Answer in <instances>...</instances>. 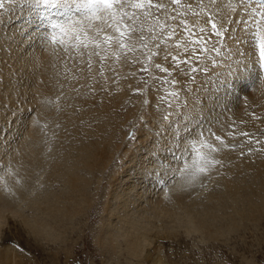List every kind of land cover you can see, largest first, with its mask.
<instances>
[{
    "label": "rangeland",
    "instance_id": "374dc122",
    "mask_svg": "<svg viewBox=\"0 0 264 264\" xmlns=\"http://www.w3.org/2000/svg\"><path fill=\"white\" fill-rule=\"evenodd\" d=\"M64 3L70 6L61 12L60 5L50 8L41 0H0V190L12 191V186L19 183L16 165L24 164L25 160L31 174L28 178H20V184L28 185L27 198L16 199L17 203L24 217L34 219L36 215L44 217L40 221L49 223V227L45 226L44 232L36 236L22 224V217L15 218L6 213L8 222L0 225V251L11 246L15 258H18L17 264H154L155 259H162L163 264H264V212L256 214L253 220L250 213L252 209L255 213L259 210L256 192L260 181L250 179L252 172H243L239 176L238 169V162L245 158L259 155L263 159L264 128L257 132L247 131V137L241 136L243 130L239 127L243 125L238 121L233 130L227 134L222 132L220 128L225 127L220 116L228 111L232 102L241 98V92L238 87L230 94L219 92L223 87L227 91L226 83L219 85L213 80L215 72L200 71L206 54L199 51L200 45L188 49L194 53L188 65L181 64L177 68L170 57L165 59L172 38H178L181 44H187L195 36L209 42L212 30L205 31V34L199 29L191 36L186 34L182 41L180 34L171 29L170 21L177 18L174 15L177 4L173 0H151L154 6L146 3L143 8L133 7L137 0H121V4L113 9L118 10L115 20L107 13L103 19L90 18L85 10L76 7L75 0H64ZM64 3L61 6L67 5ZM45 15L53 21L61 20L69 28L68 37L61 34L53 38L54 48L47 58L54 74L46 87L40 80L33 82L32 69L26 66L30 59H26L27 55L36 53V50L39 52L42 47L34 40L35 32L42 37V33H47L53 25L51 22L47 23L48 28L45 26ZM40 17L45 31H34ZM117 22L128 26L129 35L123 41L136 51L120 49L121 37L114 27L108 26ZM52 30L49 37L44 35L43 41H49ZM168 32L173 33L171 39H165ZM104 35L115 39L105 45ZM97 42L101 44L100 49L95 48ZM97 51L100 56L94 54ZM152 52L156 55L149 59ZM183 53L184 56L186 53ZM258 55L253 67L260 83ZM101 56L106 57L102 63ZM180 57V60L185 59ZM145 66L147 71H141ZM191 66L196 68L195 72L189 71ZM94 70L99 76L97 82L90 77ZM197 71L202 83L205 82L202 92L207 97L211 95L209 91L218 92L211 95L213 104L201 107L205 113L201 109L202 115L197 112L198 115L193 117L188 111V117L184 113V99H180L186 94L198 93H193L195 87L191 84ZM80 73L84 74L83 84L77 82ZM183 79L186 82L177 89V81ZM238 81H243L246 87L247 83L257 85L245 78H238ZM173 92L177 95L172 96ZM196 97L198 94L192 96ZM201 99L198 100L202 103ZM111 100L109 110L103 111L105 103L109 105ZM173 103H177L174 108ZM141 132L145 133L147 140L143 145ZM217 136L229 147H224ZM96 143L108 144L110 161H106L104 169L89 173L83 169L88 167L84 164L86 152H89L86 150L89 144ZM131 151L135 160L127 159ZM74 175L82 181L77 189L84 192V199H90L89 205L84 203L83 213L65 219L63 211L45 212L44 209L52 206L51 202L56 204L58 196L64 199L66 195H72V204L76 198L83 199L78 194L73 195L71 190ZM118 175L123 177L119 182L122 188L127 189L128 183L132 189L133 185L135 187L128 195L127 206L116 213L123 215L130 210L136 224H141L142 219V223L151 229L145 250L138 257L129 254L122 231L114 232L111 238L102 237L104 243L100 241L115 224L114 219H108L106 208ZM225 179L235 180L234 185L241 187L239 193L247 199L227 190ZM247 187L253 190L245 189ZM46 196L50 198L47 204L35 207L36 210L30 208L34 200ZM153 197L166 198L163 202L172 200L176 206L174 218L168 219L159 212L158 218L148 222L144 211L151 208L148 204ZM63 201H66H61L64 205ZM112 203L115 205V199H111ZM187 211H193L195 216L208 213L209 228L217 231L208 229L210 233L207 230L186 235ZM236 212H241L245 218H237ZM246 215L251 218L247 219ZM167 225L177 231L172 234ZM232 225L237 227L229 229Z\"/></svg>",
    "mask_w": 264,
    "mask_h": 264
},
{
    "label": "bare ground",
    "instance_id": "6f19581e",
    "mask_svg": "<svg viewBox=\"0 0 264 264\" xmlns=\"http://www.w3.org/2000/svg\"><path fill=\"white\" fill-rule=\"evenodd\" d=\"M64 4H67V3H64ZM68 6H70V5L69 4L63 5V6L60 5L59 9L62 12V11H65L64 7L67 8ZM175 14L177 15V18L172 19L170 21V24H172L171 29H173L174 33L180 34L181 40H182V38L185 39L184 37H186V34L189 35V32H191L192 33L191 35H193V34H196L199 29L200 30L203 29V32H205V31L208 32V30H212L210 28L211 27L210 24L208 23L209 16H211V18L217 23L218 29L221 32V35L219 37H216L213 35L211 37V41L206 42L205 47L207 48V51L205 52L206 53L205 57H204L203 61L201 62L200 71L202 70L203 72H207V73L215 72V78L213 80L219 82V85L221 82H224V84L226 83L225 86L227 87L226 88L227 91L226 90L224 91V87L221 86V88L223 87L222 90L224 92L220 91V90H219V92H222L224 94L225 93L230 94L233 91V89H235V87H238V89H240L241 98L238 101H236V103H235V101L232 102L230 104V108L227 109L228 111H225V113L223 112L222 115L219 114V115H221L220 118L223 122L222 125L225 127V128H220V129H222V132L227 134V132L230 129L236 127L234 124L238 123V121H240V123H242L243 127H239V126H237V127L241 128L243 130V132H245V131L246 132L247 131H249V132L250 131H252V132L261 131V128L262 129L264 128V58H261L260 54L258 55V65H257L259 73H260L261 78L263 80V81L261 80L260 83H258L259 77L255 78V77H257V71H255V67H253V66L256 65V59L255 58H256V54L259 53L256 42L261 35H264V0H180V3L177 4V6L175 7L174 15ZM40 22H41V17L39 20V25H37L35 28H33L34 31L35 30L39 31V32L45 31V30H43L44 24H40ZM44 22L46 23L45 24L46 27H47V23L52 22L53 25L51 26V28L53 30L50 28L47 33H44V34L42 33V37H40L38 32L37 33L35 32L34 40L36 42H38L42 47L39 48V52H38V50H36V53L31 54V55H27L26 59H29V58L30 59H29V62L26 63V66L28 67V69H30V67L32 69L33 73L30 75H32V77L34 78L33 82H37V80H40L42 82V85H45V87H46L48 82L51 80V78L54 74L53 73L54 69H52L48 66V58H47L48 56L49 57L51 56L52 48H54V46L52 45L53 44L52 41L55 39H53V38L57 37L58 35L61 36V34H64V36L68 37L69 36L68 29L69 28L67 25H64V23L61 20L60 21H53L52 19H49V17L47 15H45ZM185 24L187 25V31L185 30ZM38 26H40V27H38ZM47 28H45V29L47 30ZM24 29H26V27ZM28 29H29V27H28ZM51 30H52L53 36H51V38H49V41H46V40L43 41L44 35H46V37H49V33ZM56 32L59 34H57ZM209 33H210V31H209ZM205 34H206V32H205ZM205 34H203V35H205ZM191 35H189V36H191ZM28 37H30V35ZM207 37H208V35H207ZM209 37H210V35H209ZM197 38H199V36H195V37L191 38V40L197 39ZM204 38H206V37H204ZM169 43H170V45L168 44V46H167L168 48L166 50L167 53H171L172 55H176L178 57L181 56L180 58H182V59L185 58V59H192L193 60V58H192V57H194L193 50L188 51V49L191 47L195 48V46H197V48L199 47V45H193L190 42H188L187 44H185V43L181 44L179 42V39L176 37L172 38ZM177 44L180 45L179 48L176 47ZM185 49H187V51H188L187 53H186ZM189 50H191V49H189ZM183 51L186 53L184 56H183V54H184ZM44 57L46 58V60ZM170 59H171V57H170ZM59 61H61V60H59ZM168 62H169V60H168ZM119 66H120V64H119ZM252 67H253V71H252ZM121 68L119 67L120 71H122ZM183 68H185V67H183ZM84 70H86V69H84ZM196 73H198V71ZM96 74H97V71L94 70L91 72L90 77L97 82L99 76ZM204 74H206V73H204ZM83 75H84L83 73H80V76H79L80 81H77L79 84L80 83L83 84V79H85ZM87 75H85V77H87ZM197 75L195 73L193 74V81L191 84L195 87V91H193V93L198 92L197 93L198 98L197 97L195 99L192 98L193 95H197V94H193L192 96H191V94H186V95L184 94L185 95L184 98L180 99V101L184 99L183 101L185 102L184 113L186 114V113H188V111H190L191 114L193 115V117L195 114L198 115L197 112L200 113V115H202L200 111H202L204 109H202L201 107L213 104V100H212L211 95L214 96L218 92V91L217 92L214 91L215 93H213V92L207 91L208 93L211 94L210 96L207 97V95L202 92V88H203L202 84H204L205 82L202 83L203 82V80H201L202 77L200 76V74L198 76ZM108 78H109V76H108ZM210 78H212V76H210ZM238 78H245L246 80L252 81L257 85L256 86L253 84L248 85V83H247L248 87H246L243 84V81H241V82L238 81ZM101 79H103V78H101ZM102 82H103V80H102ZM183 82H186V79H183L182 81H180V80L177 81V85H178L177 89H178V87L181 86V83H183ZM33 87H35V86H33ZM211 87L213 89V86H211ZM219 89H220V87H219ZM250 90H253V91H250ZM206 97H207V100L204 99ZM198 99H201V101H203V102L201 103ZM112 100L109 102V105L105 103V105L103 106V111L109 110ZM121 100L122 99L116 101V104H118V102H120ZM204 101H207V102H204ZM175 105H177V103H173V105H172L173 108ZM199 105H200V107H198ZM221 105H220V107H222ZM207 111H208V106H207ZM218 111H220V110H218ZM222 111H224V110H222ZM205 112L206 111L204 110V113ZM186 115H188V114H186ZM216 115H218V114H216ZM189 116L190 115H188V117ZM197 117H199V116H197ZM224 122H225V124H224ZM225 125H227V126H225ZM226 127H228V128H226ZM140 138H141V144L142 145L145 144L147 141L145 133L141 132ZM151 142H152V140H151ZM90 144H89V148L87 146V150H86V151L89 150V152H86V153H88V154H86V157H85L86 161L85 162L83 161L85 166L87 165L88 167H85L83 169H86V170H88L87 172L92 173L96 170L104 169L103 167L105 166V164H107L106 161L110 157V149H109V146L107 143H102V144L96 143L95 145L94 144L90 145ZM138 149L136 151H138ZM133 153L134 152L130 153V156L127 157V159H130V157H131L133 160H135L136 158H135V155ZM81 154H83V153H81ZM227 157H229V156H227ZM81 158H83V157H81ZM81 158H79V159H81ZM109 161H110V159H109ZM131 163H130V165H131ZM238 164H239L238 165L239 176L242 175L243 172L246 174L249 172H252L254 174L249 176L250 179L254 180V181H256V180L260 181V188L257 187L258 190L256 193H257V195H259V199H261V201H260L261 203H260V205H258L259 204V199H258V204H257V210L259 209L258 213H255V211L253 212V209L250 212L252 214L251 216H252V220H253V217L257 216L256 214L259 215V213L261 214L262 212H264V197H263L264 196V157H263V159H260L259 155H257V156L252 157V158L251 157L245 158V160H242V162H238ZM16 166H17L16 169L18 170L17 172H18L21 180L23 178H28L30 176L31 171L26 166L25 160H24V164H18ZM74 169H71V170H74ZM233 171H235V170L233 169ZM76 173H77V171H76ZM74 176H75V178H74V182H73L71 190H73V195H74V193L76 195L78 194V196H81V198H83V199H77L76 198L77 200L75 199L74 204H72L73 203L72 202V195H66L67 197H64V199H62L61 197L58 196V198L56 197L57 198L56 204H53V202H51L52 203L51 207H47L46 209H44V207L42 208V209H44L45 212L53 214V212L56 211V209L59 212L63 211L61 213L62 214L65 213V215H64L65 219H72V218L83 213V211L85 209L84 203H88V205H89L90 199L89 198H88V200H86V198L84 199V192L82 191L80 193L79 189H81V188L77 189L79 186L81 187L82 181H80V179H78L79 178L78 175H74ZM118 176H119V178H116V180H114V182L112 184L111 195L109 197L110 201H109L108 206L106 208L108 219L109 218L114 219L115 224H112L113 228L108 229L109 231H107V232L105 231L106 234L104 236H101L100 241L102 243L104 238H106V237L111 238L114 236V234H115L114 232L117 233L118 230L120 232L122 231V237L125 239V243H127L126 246H127V250L129 252V254L133 257H138L142 254L143 250H145L144 249L145 245H146L145 243H147V238H148L147 236L149 235V232H150L149 230H151V229L147 228L148 226L145 225L144 223H142L143 222L142 219H141V224H136L135 220L133 219L134 217L133 218L131 217L133 215H131L130 210L128 211V213L124 212L125 214H123V215L116 213L117 210L120 211L123 207H125L126 203L130 199L128 195H129L130 191H132L135 187L133 185V189H132L131 184H129L127 182L128 184H126L127 186H125V187H127V189L122 188L120 186L119 182L122 181L123 177L120 178V175H118ZM20 178H19V183H16L12 186V191L6 192V191L0 190V225H3V223L6 222V220H7L6 213H8V214H11L10 216H13V217H15V216L22 217L21 218L22 224L28 228L29 232L33 233L36 236L41 235L44 232V229H46V227L47 228L49 227V223L45 222L44 220L40 221L44 217L43 218L42 217H36V215H35L34 219H32V218L28 219L27 217L23 216L22 210H21L20 206L18 205L19 203H17V200L22 199V198H24V199L27 198L26 190L28 189V185L22 186L20 184V183H22V181L20 182ZM24 181H27V179H25ZM222 181H224V178ZM235 183H237L235 180H232V181L227 180L226 181V179L224 182L225 188L227 190L229 189V191L231 193H233L234 195L239 193L241 190V187L239 185H234ZM243 184H244V182H243ZM140 189H141V187H140ZM245 189H249V188L247 187ZM242 190H244V189H242ZM252 190L253 189H251V191ZM253 192H255V191H253ZM138 193L139 192H137V194ZM251 193L252 192H250V194ZM62 194H64V193H62ZM239 194H242L241 199H243V200L247 199L244 197L243 193H239ZM254 194H253V196H254ZM135 195H136V193H135ZM139 196L142 197L143 194H141ZM223 196H225V194H223ZM48 199H50V198H48L47 196L43 197V198H38L31 203L30 208L34 209L35 207L41 206V204L48 202L47 201ZM111 199L112 200L115 199V205H114V203L111 204ZM163 199L161 197L160 198L153 197V199L150 200L148 205L151 208L150 209L148 208L146 211H144L145 214L148 216L147 217L148 222H151L154 218H158L159 212L162 215H164L165 217H167L168 219L174 218V215H176L175 214L176 206L173 203V201L172 200L170 201V199L169 200L167 199L168 201L163 202ZM62 200L66 201V203L63 201L64 205L61 202ZM178 200L181 201L182 199H178ZM251 204L254 205L253 203H251ZM189 209L190 208H188V210ZM35 210H36V208H35ZM190 210H192V209H190ZM250 210H251V208L249 209V211ZM144 212L141 213V216H143ZM187 212H189V213H187L189 218L187 221L185 220L186 221L185 226L187 228L185 229L186 231H184V232L186 233V235H188L192 232H202V231L204 232V231H207L208 229L210 231L212 230L213 232L217 231L216 228L214 229L215 231L213 229L209 228L210 224L208 222L210 220H208V222H207L208 213L205 216L201 215L200 213H199L200 214L199 216H197V215L195 216L193 211H187ZM240 213L236 212V214L238 216L237 218H239V217L245 218ZM245 214H246V212H245ZM251 216L247 217V215H246L247 219H250ZM15 218H17V217H15ZM234 218L236 220L235 216H234ZM221 219H223V218H221ZM233 220H231V221L234 222ZM254 220H256V219H254ZM138 221H140V220L138 219ZM7 222H8V220H7ZM120 227H122L124 231ZM236 227L237 226H233V227L229 226V229L236 228ZM167 228L172 234L177 231V230L174 231L173 227L169 226V225H167ZM209 230H208V232H209ZM222 235H224V234L222 233ZM102 237H104V238H102ZM148 243H149V241H148ZM15 256H16V254L11 249V246L9 248H6L3 251H0V264H17L18 258H15ZM154 264H163V261H162V259H159V260L155 259Z\"/></svg>",
    "mask_w": 264,
    "mask_h": 264
},
{
    "label": "snow or ice",
    "instance_id": "6c2138e0",
    "mask_svg": "<svg viewBox=\"0 0 264 264\" xmlns=\"http://www.w3.org/2000/svg\"><path fill=\"white\" fill-rule=\"evenodd\" d=\"M41 3L44 6L50 7V8H54L57 7L61 4L64 3V0H41ZM148 4V6L152 7L154 5L151 4V0H137V3H135L133 5V7L135 8H143L145 6V4ZM173 3L175 4H179L180 0H173ZM75 4L76 7L85 10L88 14H90V18H101L103 19L104 15L107 13L109 14L113 20H115L117 14H118V10L114 11V6L115 5H119L121 4V0H75ZM208 23L211 26L212 29V35L219 37L221 35V32L218 29V25L217 23L211 18V16H209V20ZM109 27H114L115 31L119 34V36L121 37V40L119 42V47L120 49H128L129 51H136V49L134 47H131L127 44L124 43L123 38L126 37L127 35H129V29L127 25H122L119 24L118 22L116 24H109ZM161 27H163V25H161ZM185 30L187 31V25L185 24ZM201 31L203 32V29H201ZM192 33L189 32V35H191ZM173 33L172 32H168L167 36L165 37V39H171L172 38ZM76 39H79V37L77 36ZM115 39V37L113 36H109V35H104L103 36V42L105 45H110L111 42ZM144 37L141 36V40H143ZM153 39H156V37L154 36ZM163 41H161L162 43ZM191 44L193 45H200L199 51L201 52H206L207 48L205 47L206 45V41L201 40L199 38L197 39H193L190 41ZM257 44V48L259 51V54L261 56V58H264V35H261L259 37V39L256 42ZM85 47H88L87 44L84 45ZM177 48L180 47L179 44L176 45ZM95 48L100 49L101 48V44L99 42L95 43ZM185 51H187V49H185ZM97 56H100V52H95L94 53ZM152 55H156L155 52L150 53L149 55V59L151 58ZM91 56V54H90ZM171 57V60L176 62V67L179 68L181 64H185L188 65L190 64V60L189 59H184V60H180L178 58V56L176 55H172L171 53H167L165 55V59H168V57ZM101 63L103 62V60L106 58L104 56H101ZM157 68L160 67L159 64L156 65ZM141 71H147V66H145L144 68L141 69ZM161 71H168V69H161ZM191 72H195L196 68L194 66L190 67ZM188 72V71H186ZM101 75H103V71H101L100 73ZM173 83H176V81H173ZM172 96H176L177 93L173 92L171 93ZM229 135L231 136L232 133H229ZM241 136H245L247 137L249 134L247 132H241L240 133ZM216 139L222 144L224 145V147H229V145L224 144V141L220 139L219 136L216 137ZM251 143V141H249ZM256 143H260L259 141H256ZM239 147H243V145H239ZM213 151H215V149H213Z\"/></svg>",
    "mask_w": 264,
    "mask_h": 264
}]
</instances>
